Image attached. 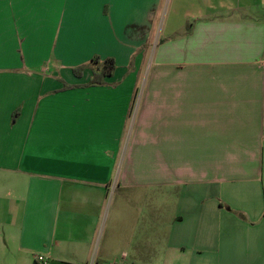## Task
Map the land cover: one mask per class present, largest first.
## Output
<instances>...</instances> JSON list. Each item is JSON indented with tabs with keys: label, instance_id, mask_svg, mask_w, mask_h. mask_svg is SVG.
I'll return each mask as SVG.
<instances>
[{
	"label": "crops",
	"instance_id": "1",
	"mask_svg": "<svg viewBox=\"0 0 264 264\" xmlns=\"http://www.w3.org/2000/svg\"><path fill=\"white\" fill-rule=\"evenodd\" d=\"M163 8L0 0V264H264V0Z\"/></svg>",
	"mask_w": 264,
	"mask_h": 264
},
{
	"label": "rangeland",
	"instance_id": "2",
	"mask_svg": "<svg viewBox=\"0 0 264 264\" xmlns=\"http://www.w3.org/2000/svg\"><path fill=\"white\" fill-rule=\"evenodd\" d=\"M168 11H169V0H164V8H163V12L161 14V25L163 24V21H164V15L168 16ZM155 40L157 39V37L154 38ZM153 47H148V51L147 53L145 54H142L144 55L145 57V61L142 63V64H139L138 65V69L136 68V71H135V78H136V81H135V84L136 85V92H135V98H134V101L132 103V107L130 108V113H129V116H130V119H129V126L128 127V131H130L131 127H133V119H134V116L136 114V109L138 107V102H139V98H140V95L142 94V91L144 92V89L146 87V83H147V80L149 79L150 75H151V72L153 70L152 68V63H153ZM91 55V56H90ZM89 55V59L87 62H81L84 58V56H81V58H76L74 61H77L79 63H81L80 65H82L84 67V65L86 66L87 63L89 64V60L92 59L94 56H99V57H102L103 59L106 58V56H100L98 54H90ZM113 55H115L116 57H118V60L121 62L122 60V57L121 55H123V58L126 57V54H117V53H114ZM47 56V54H41V58H45ZM133 56L134 54H132L130 57H129V60H128V70L131 69L132 67L130 66H133L134 65V61H133ZM107 57H114V56H107ZM85 63V64H84ZM139 62H137L138 64ZM88 67V66H87ZM129 137V136H127ZM126 141V140H125ZM143 155L145 156V158H149V152H146L143 153ZM151 155V154H150ZM146 189H148V187H146Z\"/></svg>",
	"mask_w": 264,
	"mask_h": 264
},
{
	"label": "trees",
	"instance_id": "3",
	"mask_svg": "<svg viewBox=\"0 0 264 264\" xmlns=\"http://www.w3.org/2000/svg\"><path fill=\"white\" fill-rule=\"evenodd\" d=\"M87 66L92 70V75L89 81L86 84H83V86H94L106 83L105 77L113 75L116 63L112 57H106L103 59L99 56H94L89 60V64L87 63L84 67L82 65L76 66L72 68V72L75 76L79 77L82 75L84 68ZM65 87L68 88L71 86L66 85Z\"/></svg>",
	"mask_w": 264,
	"mask_h": 264
},
{
	"label": "built area",
	"instance_id": "4",
	"mask_svg": "<svg viewBox=\"0 0 264 264\" xmlns=\"http://www.w3.org/2000/svg\"><path fill=\"white\" fill-rule=\"evenodd\" d=\"M36 259H37L38 261H42V257H41V256H37Z\"/></svg>",
	"mask_w": 264,
	"mask_h": 264
}]
</instances>
